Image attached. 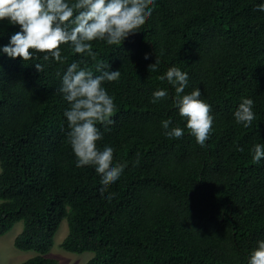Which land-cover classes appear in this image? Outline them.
<instances>
[{"label":"trees","instance_id":"16d2710c","mask_svg":"<svg viewBox=\"0 0 264 264\" xmlns=\"http://www.w3.org/2000/svg\"><path fill=\"white\" fill-rule=\"evenodd\" d=\"M257 2L155 0L152 15L120 44L93 41L95 58L67 45L63 63L42 53L24 62L0 55V235L22 221L14 246L35 254L20 264H58L47 254L63 220L60 247L92 252L86 264H247L264 238V164L249 152L264 143ZM16 30L0 21V44ZM74 60L95 75L98 62L120 69L103 82L116 107L109 121H97V143H111L113 160L128 164L103 193L99 173L92 164L76 167L66 139L67 102L58 89ZM172 65L189 74L185 93L198 87L211 105L213 131L203 147L186 128L180 138L163 134V119L184 127L174 89L158 79ZM157 87L169 97L153 104ZM242 97L254 101L247 127L233 117Z\"/></svg>","mask_w":264,"mask_h":264},{"label":"clouds","instance_id":"9594fccd","mask_svg":"<svg viewBox=\"0 0 264 264\" xmlns=\"http://www.w3.org/2000/svg\"><path fill=\"white\" fill-rule=\"evenodd\" d=\"M155 0H0V21L18 26L8 36L6 44H0V55L19 58L22 62L39 53L45 61L50 58L63 63L62 45H67L75 54H86L95 58L93 41L113 45L135 28L143 24L153 13ZM255 10L264 13V0H258ZM147 54L145 59H147ZM40 72L44 65L34 64ZM153 71L158 61L149 65ZM95 75L81 66L79 60L68 64L60 76L58 91L67 102L63 115L67 121L66 139L75 157L76 167L92 164L99 173L101 192L105 185L120 179L128 162L113 160L114 146L97 143L102 131L97 121L107 122L116 107L113 94L104 85L105 80H115L120 75L119 67L98 62ZM59 75V74H58ZM158 79L166 80L174 89L173 105L184 120V127L173 125L171 117L161 120L163 134L169 138H180L185 128L200 146H204L213 131L214 116L211 105L202 98L200 88L185 93L189 74L172 65ZM169 97L167 88L157 87L151 92L150 102L155 104ZM254 101L242 97L233 112L234 120L244 127L255 119ZM252 162L264 164V143H255L249 149ZM113 193L106 195L111 199ZM247 264H264V238L256 241L247 257Z\"/></svg>","mask_w":264,"mask_h":264},{"label":"rangeland","instance_id":"374dc122","mask_svg":"<svg viewBox=\"0 0 264 264\" xmlns=\"http://www.w3.org/2000/svg\"><path fill=\"white\" fill-rule=\"evenodd\" d=\"M22 230V221L16 222L13 227L3 235H0V264H20L25 259L33 256L34 251L19 250L14 246V238ZM66 220L59 225L53 237V245L47 254L48 257L57 259L58 264H86L92 257V252L73 253L60 247V243L67 234Z\"/></svg>","mask_w":264,"mask_h":264}]
</instances>
